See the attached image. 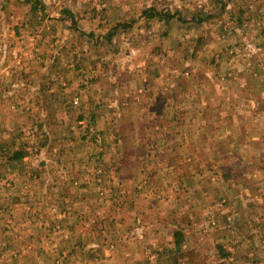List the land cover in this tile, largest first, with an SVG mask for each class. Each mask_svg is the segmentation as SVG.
<instances>
[{"label": "rangeland", "instance_id": "rangeland-1", "mask_svg": "<svg viewBox=\"0 0 264 264\" xmlns=\"http://www.w3.org/2000/svg\"><path fill=\"white\" fill-rule=\"evenodd\" d=\"M123 1L0 0V264H264V0Z\"/></svg>", "mask_w": 264, "mask_h": 264}, {"label": "crops", "instance_id": "crops-1", "mask_svg": "<svg viewBox=\"0 0 264 264\" xmlns=\"http://www.w3.org/2000/svg\"><path fill=\"white\" fill-rule=\"evenodd\" d=\"M80 1H83V3L88 6V7H83V10H82L81 15H80L81 17H85L86 18L85 22H87V23H88V19L89 20L91 19V21H92L91 23L97 24L98 21H97V19L94 20V17L97 16L96 12L101 11L103 9V7L108 12V13H106V14L109 15V20L108 21L114 22V23L118 22L122 18L128 17L130 15V13H131L130 12L131 11V7L127 6L123 0H80ZM100 4H101V8L99 6ZM193 19L194 18L191 17L190 21H193ZM158 22L159 23H163V22L167 23V22L161 21V20H158ZM174 26H176L177 29L179 30L184 25H182V23H176V24H174ZM190 26H192V25H190ZM189 36H190L189 33H187L184 30H180L177 39L183 41V40H187ZM0 44H2L3 46L5 45V43H0ZM1 58L3 60L4 56H1ZM14 87H16V86L14 85ZM17 87H20V86L18 85ZM14 91H15V89H14ZM5 102H6L5 99L2 98V100L0 101V108L6 106ZM16 104L17 103H16V101L14 99L13 106H16ZM36 168L38 169V167H36ZM46 168L51 169L50 167H46ZM57 171H59V170H57ZM32 172L37 173V171H32ZM60 173L62 174L63 171L60 170ZM60 182H61V180L58 181L57 183H60ZM30 183L31 184L35 183L36 185L39 184L40 186H43V185H46V184L48 185V183H45V182H42V181L40 183H38L36 180H32ZM30 183L28 184V187H31ZM41 190H45V187H42ZM38 194H41L40 191L39 192L35 191L33 197H35ZM45 194H46V192H45ZM40 196L43 199H46V203H45L46 207H48V206L52 207L53 206L52 203H48V201L50 199H52V196H53L52 192L48 193V197L47 198H44L42 194ZM40 210H44L45 214L47 213V208H45V207H40ZM60 214L64 215V212H60ZM239 232H240V235L243 233L241 231H239ZM228 250H230V249H228ZM235 250H240L241 251V245H238L236 247H232V251H235ZM223 257H225V256H223ZM230 261H231V259H230Z\"/></svg>", "mask_w": 264, "mask_h": 264}, {"label": "trees", "instance_id": "trees-1", "mask_svg": "<svg viewBox=\"0 0 264 264\" xmlns=\"http://www.w3.org/2000/svg\"><path fill=\"white\" fill-rule=\"evenodd\" d=\"M121 133L116 134V142L117 144H119V151L120 155L122 156V158L118 160V164L123 163L124 159H126L127 156V152H126V147H125V142L124 140H119V136ZM173 245L175 246V251H178L179 248L181 247L182 243H183V236L180 233V231H174L173 234ZM227 254H223V256H226Z\"/></svg>", "mask_w": 264, "mask_h": 264}, {"label": "built area", "instance_id": "built-area-1", "mask_svg": "<svg viewBox=\"0 0 264 264\" xmlns=\"http://www.w3.org/2000/svg\"><path fill=\"white\" fill-rule=\"evenodd\" d=\"M76 103V102H75Z\"/></svg>", "mask_w": 264, "mask_h": 264}]
</instances>
